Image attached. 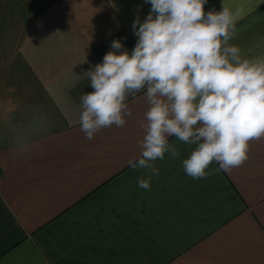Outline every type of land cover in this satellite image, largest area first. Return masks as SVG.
<instances>
[{
	"label": "crops",
	"instance_id": "0c3cea01",
	"mask_svg": "<svg viewBox=\"0 0 264 264\" xmlns=\"http://www.w3.org/2000/svg\"><path fill=\"white\" fill-rule=\"evenodd\" d=\"M16 0H13V2ZM4 0H0V7ZM239 11L230 44L264 55V0H207L205 13ZM145 0H27L0 10V264H264V137L229 172L194 179L165 153L150 187L139 157L148 109L88 140L81 130L84 75L119 39L129 52Z\"/></svg>",
	"mask_w": 264,
	"mask_h": 264
},
{
	"label": "clouds",
	"instance_id": "9594fccd",
	"mask_svg": "<svg viewBox=\"0 0 264 264\" xmlns=\"http://www.w3.org/2000/svg\"><path fill=\"white\" fill-rule=\"evenodd\" d=\"M151 9L132 29L129 52L119 39L84 75L92 91L81 97V130L88 140L104 128H121L131 116L129 96L145 91L148 109L137 121L142 151L128 165L146 169L138 186L159 175L155 161L180 156L169 137L195 149L182 161L187 175L204 178L210 164L229 172L248 159L250 141L264 137V55L242 58L234 37L239 11L205 13L207 0H145Z\"/></svg>",
	"mask_w": 264,
	"mask_h": 264
},
{
	"label": "rangeland",
	"instance_id": "374dc122",
	"mask_svg": "<svg viewBox=\"0 0 264 264\" xmlns=\"http://www.w3.org/2000/svg\"><path fill=\"white\" fill-rule=\"evenodd\" d=\"M23 4H27V0H16L13 2V0H4V4H2V7H0V10L3 7H8V10L13 9V7L16 6H22Z\"/></svg>",
	"mask_w": 264,
	"mask_h": 264
}]
</instances>
